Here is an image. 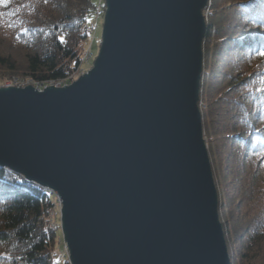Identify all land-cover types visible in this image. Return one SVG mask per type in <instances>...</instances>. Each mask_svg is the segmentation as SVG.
<instances>
[{
    "label": "water",
    "instance_id": "obj_1",
    "mask_svg": "<svg viewBox=\"0 0 264 264\" xmlns=\"http://www.w3.org/2000/svg\"><path fill=\"white\" fill-rule=\"evenodd\" d=\"M209 0H106L93 68L0 88V167L55 192L70 264H231L199 106Z\"/></svg>",
    "mask_w": 264,
    "mask_h": 264
},
{
    "label": "trees",
    "instance_id": "obj_2",
    "mask_svg": "<svg viewBox=\"0 0 264 264\" xmlns=\"http://www.w3.org/2000/svg\"><path fill=\"white\" fill-rule=\"evenodd\" d=\"M95 8L96 0L0 3V38L6 46L0 81L13 75L39 83L69 78L80 65ZM203 14L199 106L204 132L214 144L207 142L213 170L217 166L220 172L219 215L231 264H251L264 241V203L253 198L264 190V56L258 54L264 51V0H209ZM254 203L262 208L255 214ZM53 208L43 187L0 167V264H56L59 228L45 220Z\"/></svg>",
    "mask_w": 264,
    "mask_h": 264
},
{
    "label": "rangeland",
    "instance_id": "obj_3",
    "mask_svg": "<svg viewBox=\"0 0 264 264\" xmlns=\"http://www.w3.org/2000/svg\"><path fill=\"white\" fill-rule=\"evenodd\" d=\"M104 5H106L105 0H96L95 11H94L93 15L90 17L89 22H88L87 31H88V38L89 39L86 42L85 50H84L83 55L81 57L80 65H79V67H77L75 69L73 74L71 76H69V78L72 80L70 81V84H68L66 86L73 84L75 81H77L80 77H82L84 74H86L88 71H90L93 68L94 62H95V60L99 54L101 43H102V33H103V26H104L105 14H106V6L104 8ZM3 47L4 46L2 45L1 38H0V54L6 48V46L4 48ZM13 76L14 77L11 80H9L5 83L0 81V88L8 87L7 86L8 84L14 83L17 80H18V82H22V83H27V82L32 81L36 85V82L33 81L29 77H24V76H19V75H13ZM66 86H63V87H66ZM12 87H15V86H12ZM25 87H22V88H25ZM53 87H55V86H53ZM63 87H56V88H63ZM204 139H205L206 145H207V142L209 145H211L210 142L208 141L209 138L206 137L205 132H204ZM213 145L214 144L211 145V148L213 147ZM207 147H208V145H207ZM208 151H209V147H208ZM209 155H210V153H209ZM226 158H227V156H226ZM226 158L224 161V169L221 172V174L223 176L228 173V163H227ZM211 164H212V162H211ZM212 169H213V164H212ZM219 173L220 172L218 170V167L215 166V172L213 170L214 180H216V177L219 179V177H220ZM215 184H216V182H215ZM235 188L238 189V185H236ZM236 191H238V190H236ZM218 195H219V193H218ZM221 195L223 196V192H221ZM253 198H254V200H258L259 203L260 202L264 203L263 202L264 201V190H259V191L256 190L254 192ZM55 199L57 202L56 206H54L52 212L46 217L45 220L48 221V224H50V221L52 223H54V225H56V227L54 229L59 228L58 229L59 230L58 231L59 239L57 240V247H56V253L58 255L57 259H56V264H64L65 259L69 260V254H68L67 248L65 246L63 232L61 230V206L58 203V199L57 198H55ZM55 199L53 198V200H55ZM262 208L264 209V207H262ZM262 208H260L258 204L255 205V203H254V205H252L253 214H255V212L257 210H260ZM260 243H261V251L257 255V257H255L253 255V257L250 260L251 264H264V241L260 242ZM248 263L249 262H246V264H248Z\"/></svg>",
    "mask_w": 264,
    "mask_h": 264
},
{
    "label": "built area",
    "instance_id": "obj_4",
    "mask_svg": "<svg viewBox=\"0 0 264 264\" xmlns=\"http://www.w3.org/2000/svg\"><path fill=\"white\" fill-rule=\"evenodd\" d=\"M72 79H70V78H67V79H64V80H61V81H49V82H47V83H39V82H36V85H35V83L34 82H32V81H30V82H27V83H22V82H18V80L16 81V82H14V83H10V84H8L7 86L8 87H12V86H15V87H19V88H22V87H25L26 85H32V86H34L35 88H37V90H42V89H45V88H47L48 86H55V87H63V86H66V85H68V84H70V81H71ZM46 191L48 192V193H50L51 194V196H52V198H57L58 199V203H59V205L61 206V203H60V200H59V198H58V196H57V194L55 193V192H53L52 190H47L46 189ZM53 202H54V206H56V199L55 200H53ZM50 226L52 227V228H55L56 227V225H54V223H52L51 221H50Z\"/></svg>",
    "mask_w": 264,
    "mask_h": 264
},
{
    "label": "snow or ice",
    "instance_id": "obj_5",
    "mask_svg": "<svg viewBox=\"0 0 264 264\" xmlns=\"http://www.w3.org/2000/svg\"><path fill=\"white\" fill-rule=\"evenodd\" d=\"M7 2H8V0H0V3H7ZM45 2H47V0H45ZM258 54L260 56H264V51H260Z\"/></svg>",
    "mask_w": 264,
    "mask_h": 264
},
{
    "label": "bare ground",
    "instance_id": "obj_6",
    "mask_svg": "<svg viewBox=\"0 0 264 264\" xmlns=\"http://www.w3.org/2000/svg\"><path fill=\"white\" fill-rule=\"evenodd\" d=\"M45 189V188H44ZM46 190V189H45ZM47 190H49V189H47ZM232 260V259H231ZM232 262V261H231Z\"/></svg>",
    "mask_w": 264,
    "mask_h": 264
}]
</instances>
